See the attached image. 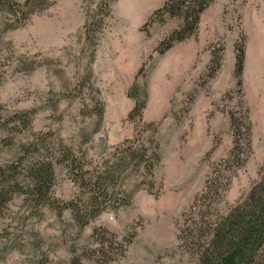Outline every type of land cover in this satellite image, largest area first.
Here are the masks:
<instances>
[{
  "label": "rangeland",
  "instance_id": "1",
  "mask_svg": "<svg viewBox=\"0 0 264 264\" xmlns=\"http://www.w3.org/2000/svg\"><path fill=\"white\" fill-rule=\"evenodd\" d=\"M14 1L21 4L15 11L0 6V165L16 164L32 139L51 156H59L62 144L87 169L113 166L114 188L126 201L81 227L69 209H58L76 185L65 163H56L51 204L15 194L0 211V264H69L78 255L81 264H103L91 251L96 227L115 236L105 237L110 253L131 237L123 255L105 264H195L196 255L178 239L182 214L231 148L227 111L237 110L239 100L234 46L241 37L240 98L251 123V152L219 211L249 191L262 166L264 0H213L195 34L163 53L157 46L178 20L150 18L165 0L112 1L91 40L83 23L102 0ZM214 51L220 67L210 75ZM132 87L144 101L140 121L128 116ZM24 112L31 114L28 123L16 116ZM155 127L160 159L152 171L121 158L130 140Z\"/></svg>",
  "mask_w": 264,
  "mask_h": 264
},
{
  "label": "trees",
  "instance_id": "2",
  "mask_svg": "<svg viewBox=\"0 0 264 264\" xmlns=\"http://www.w3.org/2000/svg\"><path fill=\"white\" fill-rule=\"evenodd\" d=\"M44 1L25 0L23 3L27 5L29 2ZM112 1L114 0H102L95 10L86 14L83 23L86 39H94L102 31ZM212 1L165 0L152 13L150 21H161L168 15L176 18L178 24L161 39L157 46L158 53H163L174 43L195 34L200 14ZM1 5L11 11H15L14 7L21 6L14 0H0ZM234 49V76L239 100L237 110L227 111L232 136L231 148L224 158L212 166L202 188L182 214L179 229L180 245L196 255L195 264H264V158L258 179L249 191L226 211L218 209L232 177L244 165L251 152V123L247 108L240 98L244 62L243 37L236 41ZM218 67L220 55L214 51L208 66L210 75ZM131 89L135 101L128 116L132 119L137 117L140 121L144 101L137 99L136 87ZM228 97H231L230 94ZM30 115V112H24L16 116L28 123ZM145 126L150 128L153 124ZM156 130L155 127L146 138L139 135L130 140L133 144L140 141L137 144L139 147L132 148V144L128 143L121 158L136 161L149 172L152 171L160 159L159 146L153 137ZM60 147L59 156H51L40 139H32L22 145V154L16 164L0 165V211L15 194L25 195L34 205L51 204L56 163H65L71 180L76 185L75 195L58 209H69L81 227L97 218L106 208L118 207L126 201V196L119 194L114 188L117 178L115 171L111 169L113 166L99 164L91 170L87 169L85 163L75 158L69 148L62 144ZM108 235L115 239L112 233L102 227L94 228L91 233L95 245L91 251L93 255H99L100 258L97 259H101L103 264L122 256L131 239H122L125 245L116 243L119 250L110 253L105 249V237ZM69 264H81L80 256H73Z\"/></svg>",
  "mask_w": 264,
  "mask_h": 264
}]
</instances>
